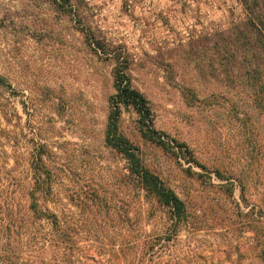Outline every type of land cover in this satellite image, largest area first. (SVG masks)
Here are the masks:
<instances>
[{
  "label": "rangeland",
  "instance_id": "1",
  "mask_svg": "<svg viewBox=\"0 0 264 264\" xmlns=\"http://www.w3.org/2000/svg\"><path fill=\"white\" fill-rule=\"evenodd\" d=\"M74 2L83 21L53 0H0V264H264V109L234 39L242 0ZM87 25L126 53L169 139H145L124 109L120 129L185 202L179 222L105 142L117 63ZM33 143L55 167L40 203L57 228L29 207Z\"/></svg>",
  "mask_w": 264,
  "mask_h": 264
},
{
  "label": "trees",
  "instance_id": "2",
  "mask_svg": "<svg viewBox=\"0 0 264 264\" xmlns=\"http://www.w3.org/2000/svg\"><path fill=\"white\" fill-rule=\"evenodd\" d=\"M134 2L136 0H126ZM61 11L70 12L76 20L83 21V14L74 0H53ZM245 9V18L237 23L235 28V41L242 43L244 64L249 70V83L254 88L255 101L258 107L264 109V0H242ZM83 31L86 33L88 43L97 52L112 57L117 65L114 72V85L116 93L110 97V111L105 131L107 146L124 156L128 161L129 176L139 184L147 197H151L161 205L168 207L177 222L186 214L184 200L170 187H168L159 175L151 171L143 162L139 148L122 132L120 120L125 108L136 111L141 126L142 136L164 147L170 146L169 139L165 134L154 127V114L150 100L132 85V79L127 72L129 59L126 53L117 50L111 45H102L92 28L87 25ZM6 83L5 77L0 75V85ZM11 121L9 115H4ZM13 145L18 146V136L12 137ZM34 142V141H33ZM30 155L32 170L31 181L28 184L29 207L40 218L49 219L57 228L59 220L56 213L50 209H43L40 203L41 197H47L52 193L53 184L56 180L55 167L46 160L48 149L43 143H33ZM184 145H178L182 148ZM16 154L19 153L15 149ZM50 152V151H49ZM218 174H220L218 172ZM9 204L15 207L14 194L8 196ZM64 239L66 233L61 232Z\"/></svg>",
  "mask_w": 264,
  "mask_h": 264
}]
</instances>
